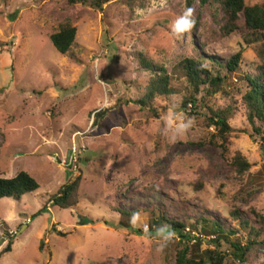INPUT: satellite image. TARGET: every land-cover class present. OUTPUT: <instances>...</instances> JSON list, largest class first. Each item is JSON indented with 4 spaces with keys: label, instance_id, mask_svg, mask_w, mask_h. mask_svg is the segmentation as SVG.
I'll use <instances>...</instances> for the list:
<instances>
[{
    "label": "rangeland",
    "instance_id": "374dc122",
    "mask_svg": "<svg viewBox=\"0 0 264 264\" xmlns=\"http://www.w3.org/2000/svg\"><path fill=\"white\" fill-rule=\"evenodd\" d=\"M149 4L108 0L98 11L68 0H0V177L24 171L40 186L20 201L0 200V252L6 233L13 234L12 251L0 264H176L177 252L197 243L175 235L158 252L149 229L152 211L179 219L194 238L201 228L194 231L195 219L203 216L226 228L237 208L264 216L262 141L252 134L240 100L247 82L234 80L229 96L209 99L217 108L233 107L225 143L209 126L204 108L181 106L187 82L179 65L185 58L204 54L224 63L241 52L240 74L254 75L260 64L255 50L237 34L222 37L198 2L192 7L198 26L179 39L171 25L187 8L186 0H168L165 8L137 16L136 9ZM64 24L77 33L70 52L61 55L50 37ZM142 57L163 65L177 92L157 99L156 111L135 103L137 86L150 78ZM173 106L195 123L185 137L169 143L161 118ZM100 111L105 114L96 120ZM237 153L251 165L244 175L230 168ZM77 169L83 174L79 204L54 206L51 197ZM184 200L194 215L170 207ZM137 211L141 223L122 228L123 213ZM70 230L67 238L57 234ZM210 240L202 239V251L213 248ZM248 260L264 263V243Z\"/></svg>",
    "mask_w": 264,
    "mask_h": 264
},
{
    "label": "trees",
    "instance_id": "16d2710c",
    "mask_svg": "<svg viewBox=\"0 0 264 264\" xmlns=\"http://www.w3.org/2000/svg\"><path fill=\"white\" fill-rule=\"evenodd\" d=\"M71 5H82L93 10L102 11L104 4L108 0H68ZM198 2L199 11H207L212 22L218 26L222 37H229L237 34L243 43L255 50L260 64L257 67V74L241 72L242 53L239 52L229 57L226 62H220L212 56H190L185 58L179 65L184 73L187 82V94L183 96L181 106L186 109L191 104L197 111L205 109L204 116L208 119L209 126H214L223 143L226 136L231 132L229 120L233 110L232 106L217 108L210 103V98L214 95L229 96L232 90L229 87L236 81L247 82V92L241 97V102L247 111V121L252 127V134L259 137L262 141L264 152V1L253 6L246 4V0H186V7L192 8L194 3ZM198 26L200 16L195 18ZM194 27V28H195ZM77 29L70 24H64L59 31L51 35L50 39L61 55L70 52L74 44ZM140 63L149 73V80L145 84H139V97L135 103L141 107H148L155 110L156 100L163 98L165 101L175 95L177 92L172 85V80L167 74V70L160 63H154L150 58L140 59ZM235 80V81H234ZM234 85V84H233ZM237 91L235 87L233 88ZM105 112L100 111L96 116L99 120ZM200 115L199 112L194 114ZM251 136L254 138V135ZM225 148V146H223ZM251 165L247 160L237 153L230 161V168L239 175H244L250 169ZM83 179L82 172L77 169L68 181L62 185L56 194L51 197L54 206L60 209H72L79 204V190ZM40 188L38 182L27 172L20 171L13 178L0 177V200L15 199L20 201L25 195L34 193ZM157 189L155 187L152 190ZM251 198L253 193L248 194ZM245 200V202L248 201ZM176 204V206H174ZM170 207H176L178 212L195 214L194 208L186 200L171 203ZM158 211V210H157ZM156 216L151 213L149 229L155 233V228L160 225H168L177 236L187 239L189 242L193 239L196 245L193 247H183L176 255V264H252L249 262V254L264 243V216L254 208H248L242 211L234 209L227 222L226 228L211 217H200L195 219V226L200 225V237L194 238L186 235L188 228L185 223L178 220H170L167 214L162 211ZM133 213L124 212L127 217L121 221V227L131 229L130 218ZM238 226H234V223ZM86 223V222H85ZM88 223V222H87ZM191 229V228H190ZM74 232H57L60 237L67 238ZM7 246L0 252V259L3 255L10 253L13 246V234L7 232ZM211 238L209 246L201 250L202 239ZM235 237L234 239H232ZM226 248L229 250L226 251ZM42 249V245L40 246ZM264 264V263H262Z\"/></svg>",
    "mask_w": 264,
    "mask_h": 264
},
{
    "label": "clouds",
    "instance_id": "9594fccd",
    "mask_svg": "<svg viewBox=\"0 0 264 264\" xmlns=\"http://www.w3.org/2000/svg\"><path fill=\"white\" fill-rule=\"evenodd\" d=\"M168 0H150V4L146 9H136L137 16L143 17L145 13L151 14L154 11L165 8ZM195 10L193 8H186L181 15L175 18L171 25V32L179 39L184 36L185 33L190 32L196 24L194 18ZM104 106H110L108 102H105ZM163 121V127L161 128V134L168 140L169 143H175L179 139L185 137L195 123V118L187 116L186 114L177 111L176 106L169 108L168 112L161 118ZM130 224L133 227L138 226L141 223V213L134 212L130 218ZM145 232L148 229L145 226ZM176 233L170 229L168 225H160L155 228L154 239L158 243L157 251L162 252L163 249L173 241Z\"/></svg>",
    "mask_w": 264,
    "mask_h": 264
}]
</instances>
